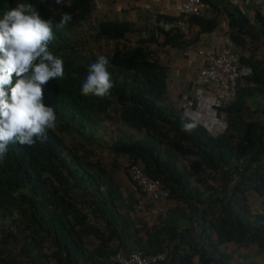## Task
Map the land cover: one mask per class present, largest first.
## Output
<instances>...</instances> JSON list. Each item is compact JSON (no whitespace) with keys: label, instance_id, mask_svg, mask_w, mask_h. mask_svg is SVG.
Segmentation results:
<instances>
[{"label":"trees","instance_id":"16d2710c","mask_svg":"<svg viewBox=\"0 0 264 264\" xmlns=\"http://www.w3.org/2000/svg\"><path fill=\"white\" fill-rule=\"evenodd\" d=\"M100 1L0 0V18L18 3L32 4L54 24L64 13L72 17L63 30L54 29L49 44L64 62L63 78L44 87L43 102L55 110L56 128L44 142L9 145L0 162V264H113L119 251L147 257L164 249L168 258L158 264H230L221 249L226 244L264 251V215L252 214L248 201L250 193L264 194V57L249 49L264 47V18L255 13L250 21L227 1L215 0L208 4L214 14L209 17L156 14L142 25L98 20L90 38L112 43L99 55L109 60L113 84L100 99L81 94L89 65L99 56H78L79 36L88 32ZM220 15L224 35L252 75L238 83L235 101L222 109L226 131L213 136L168 101V68L152 45L190 48L219 27ZM182 24L196 29L195 38L186 39ZM112 108L139 137L117 136L111 153L127 160L128 175L139 165L173 203L152 224L143 215L156 205L130 175L139 195L124 199L110 176L81 154L83 143L94 141L97 117ZM65 136L83 143L67 145Z\"/></svg>","mask_w":264,"mask_h":264},{"label":"clouds","instance_id":"9594fccd","mask_svg":"<svg viewBox=\"0 0 264 264\" xmlns=\"http://www.w3.org/2000/svg\"><path fill=\"white\" fill-rule=\"evenodd\" d=\"M71 19L64 13L54 24L30 3H18L0 18V162L9 145L44 142L47 132L56 128L55 110L43 102L44 87L63 78L64 62L49 44L54 29L63 30ZM112 87L109 60L99 56L89 65L81 94L103 99Z\"/></svg>","mask_w":264,"mask_h":264},{"label":"built area","instance_id":"2783aa9c","mask_svg":"<svg viewBox=\"0 0 264 264\" xmlns=\"http://www.w3.org/2000/svg\"><path fill=\"white\" fill-rule=\"evenodd\" d=\"M158 2L159 0H153ZM215 0H178L175 4L177 16L179 15H205L209 3ZM231 4V2H230ZM211 39H216V34L210 33ZM209 38V37H208ZM219 45L213 44L208 39L196 48V54L203 62L194 79L195 86L203 88V94L196 98H186L181 105V112L189 121L201 125L211 135L217 136L227 129L226 114L222 109L235 101L238 83L244 78L252 75V70L246 65L240 64L239 52L235 45L226 36L217 37ZM177 73L175 74V77ZM174 83H169L174 87ZM129 175L156 206L151 213L155 216L166 209L162 203L166 201V193L158 181L150 180L145 176L139 165L129 168ZM168 258V249L162 252L142 256L139 252L125 254L117 252L111 257L113 264H158Z\"/></svg>","mask_w":264,"mask_h":264},{"label":"crops","instance_id":"0c3cea01","mask_svg":"<svg viewBox=\"0 0 264 264\" xmlns=\"http://www.w3.org/2000/svg\"><path fill=\"white\" fill-rule=\"evenodd\" d=\"M103 0H101L97 8L103 9L105 6H101ZM110 3L116 4V0H104ZM227 1L231 6L237 8L245 17L252 21L255 13H259L264 18V0H223ZM178 0H159L154 2L153 0H137L132 2V10L121 14L120 11L124 10L121 7L116 6L118 14L117 19L119 21H128L134 25L144 24L146 21H150L151 16L158 15H169L177 16L175 10V4ZM106 10V9H105ZM104 13V11H103ZM173 13V14H172ZM209 9L206 16H213ZM219 27L212 33L216 34L217 37L224 35L226 31V21L222 22V28ZM210 34V33H209ZM209 34L200 36L199 41L190 48L185 50L176 51L170 49L169 56H160V59H169L168 68V81L166 96L171 105L181 110V105L186 98H196L203 94V88L195 86L194 79L198 69L203 62L196 54V48L203 42L204 39H208L213 44L219 45L220 39H211ZM209 37V38H208ZM180 53V55H178ZM168 57V58H167ZM166 61V60H165ZM161 63V62H160ZM177 76L175 77V74ZM169 83H174V87H170ZM250 211L254 215H264V194L259 196L254 193H250L248 197ZM222 251L230 257V264H264V251L254 245L248 244H226L222 246ZM197 264V259L194 260Z\"/></svg>","mask_w":264,"mask_h":264},{"label":"rangeland","instance_id":"374dc122","mask_svg":"<svg viewBox=\"0 0 264 264\" xmlns=\"http://www.w3.org/2000/svg\"><path fill=\"white\" fill-rule=\"evenodd\" d=\"M137 2V0H116V4L110 3L109 1L100 4L101 6H105L104 10L98 9L96 7L93 12V18L90 21L91 26L88 27V32L84 33L82 36H79V41L81 46L78 49V56L80 58H85L87 56H99L107 51H109L112 47V43L101 41L94 42L90 36L94 34V27L98 20L101 19H113L118 18L116 10L117 7H121L120 13L124 14L132 10V2ZM48 2V0H45ZM114 2V0H113ZM114 2V3H115ZM106 9V10H105ZM104 11V13H103ZM125 11V12H124ZM173 14V13H172ZM206 15V14H205ZM225 19L222 15L218 17V22L221 24L220 28H222V22ZM142 25V24H139ZM181 30L186 35V39L190 40L195 38L196 29L189 28L186 25H179ZM165 29H169L170 26H165ZM136 40V36L129 37V41L134 43ZM162 38L159 37V41L161 42ZM258 44H250L249 49H255L254 53L260 59L264 57V47L262 45L257 46ZM256 47V48H255ZM152 50L155 52L156 58L161 62L163 66H169V59H160V56H169L170 48L161 47L158 44L152 45ZM179 51V50H176ZM249 52V50H248ZM248 52H245L246 54ZM180 55V53H178ZM168 58V57H167ZM166 60V61H165ZM252 118H255L256 115L250 114ZM98 123L94 129V141L93 142H85L83 143L79 137H69L65 136V140L67 145H75L78 143H83V149L81 150V154L84 155L86 161L90 164L98 165L102 168L106 175L110 176L111 180H113L114 184H116L122 192L123 198L128 199L129 197L134 199L138 194V190L133 186L127 171L128 162L122 156H114L111 153L110 147L112 146L113 141L119 135L129 134L138 136V134L133 133L129 130L120 120L118 113L115 109H111L106 116L97 117ZM173 203L169 201H164L162 206L165 209H168L172 206ZM147 212V210H145ZM143 218L148 224H152L156 221V216L150 213H145ZM95 243L91 240H87V247L92 248Z\"/></svg>","mask_w":264,"mask_h":264}]
</instances>
